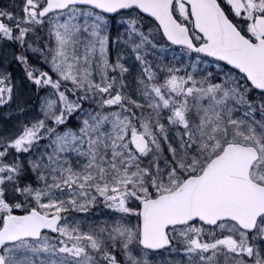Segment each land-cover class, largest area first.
Returning <instances> with one entry per match:
<instances>
[{
	"label": "snow or ice",
	"instance_id": "1",
	"mask_svg": "<svg viewBox=\"0 0 264 264\" xmlns=\"http://www.w3.org/2000/svg\"><path fill=\"white\" fill-rule=\"evenodd\" d=\"M0 264H264V0H0Z\"/></svg>",
	"mask_w": 264,
	"mask_h": 264
}]
</instances>
